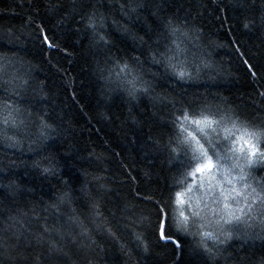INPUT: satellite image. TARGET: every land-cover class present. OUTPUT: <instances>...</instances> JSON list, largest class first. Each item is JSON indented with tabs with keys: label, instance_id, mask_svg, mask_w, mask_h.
<instances>
[{
	"label": "trees",
	"instance_id": "obj_1",
	"mask_svg": "<svg viewBox=\"0 0 264 264\" xmlns=\"http://www.w3.org/2000/svg\"><path fill=\"white\" fill-rule=\"evenodd\" d=\"M48 2L0 0V57L9 62V75H0V229L8 217H17L23 225L12 229L19 240L12 241L15 247L9 253H0V264H206L198 234L178 235L183 245L179 250L158 242L147 222L139 223L141 215L155 219L154 206L137 199L135 192L166 199L169 192L181 191L176 184L183 179L182 158L171 155L169 144L176 136L172 113L182 104L202 101L214 110L230 109L242 119L264 122V97L259 95L264 92V0H136L147 7L127 16L119 7L127 0H89L108 18L111 45L105 51L80 15L66 18L72 0H53L63 7L52 14ZM169 18L180 24L186 20L200 30L199 39L184 41L187 52L178 57L189 64L201 59L209 64L193 72L192 79L178 80L163 56L155 63L149 55H168L164 22ZM41 22L59 49H47L37 39ZM245 59L253 65L255 78ZM114 61H127L150 86L149 92L129 96L116 77ZM17 70L29 79L28 86L11 81ZM173 99L174 105L169 103ZM5 103L19 109L17 119L24 120L23 126L3 125ZM38 117L51 125L46 139H38ZM6 136L14 137L16 146H9ZM49 159H54L55 175L42 171L50 166ZM256 175L264 177V169ZM95 176L111 189L100 201L102 220L94 218L81 192L86 188L95 193ZM67 191L74 192L71 204L59 212L48 207ZM173 210L190 212L181 205H173ZM73 216L89 229L90 238L79 235L80 229L70 222ZM44 224L60 232L37 241ZM242 231L247 236L233 240L223 255L260 264L264 231ZM136 234H142V243ZM50 241L62 250L59 260L51 257ZM207 243L214 246L211 240ZM216 264L237 261L222 257Z\"/></svg>",
	"mask_w": 264,
	"mask_h": 264
},
{
	"label": "snow or ice",
	"instance_id": "obj_2",
	"mask_svg": "<svg viewBox=\"0 0 264 264\" xmlns=\"http://www.w3.org/2000/svg\"><path fill=\"white\" fill-rule=\"evenodd\" d=\"M46 7L47 11L52 14L61 9L63 5L49 0ZM119 7L127 16L129 12L143 10L147 5L136 2V0H127ZM69 15H80V22L85 23L86 28L93 33L96 45L102 46L101 51L110 48L111 42L107 36L108 18L99 11L97 5L90 3L89 0H72L71 11L70 13L66 11V18ZM29 21L35 23L32 17H29ZM251 23L254 25L256 21L253 20ZM260 25L264 27V15L260 18ZM244 27L249 28L250 25L246 23ZM37 29V39L42 45L50 50L59 49V45L49 38L48 29L43 22L37 25ZM164 29L166 38L169 40L166 46L168 55L150 51L149 55L153 62L160 63L157 56H163L178 80L192 79L193 72L198 73L201 65L204 68L210 67L203 59L199 63L194 61L192 64H189L187 59L178 60L179 56L187 52V49L182 47L184 41L199 39V29L190 28L186 20L180 24L175 18L165 21ZM133 38L136 39V37ZM139 39L141 43H147L143 37ZM156 43H159V39ZM237 51H239L238 46ZM133 60L140 63L139 57H133ZM243 62L255 78L256 72L253 65L247 59ZM114 63L119 69L116 77L126 86L129 96L135 98L138 93L147 94L149 92L150 86L135 73L127 61H114ZM8 68L7 58L0 57V75L8 76ZM100 70L104 71L103 68ZM11 81L18 82L20 87H26L29 84V79L22 77L18 70L11 73ZM40 88L43 89L42 84ZM259 95L264 97V92ZM169 103L174 105L176 101L173 99ZM3 107L8 110L2 120L5 127L11 125L18 128L24 125V120L17 119L19 109L8 103H5ZM38 119L40 121L38 139H46L51 125L47 124L43 117H38ZM171 123L176 136L170 141L169 150L173 157L182 158L184 169L183 179L178 180L176 184L181 191L169 192L166 199L163 196L160 199H155L151 195L142 196L139 191H136L137 199L154 206L155 215L154 220L151 215H141L138 218L139 223L147 222L152 227L158 242L171 243L174 249L179 250H182L183 245L176 239L178 235L198 234L201 237L199 247L206 264L207 262L216 264L222 257L225 261L235 259L237 264H244L242 257L224 256L223 253L233 240H242L247 236L248 233L242 229L259 227L261 231H264V177L256 175L259 169H264V122L253 123L248 119H242L233 110L219 108L214 110L213 106L205 102L194 101L176 108L172 113ZM214 136L218 139H213ZM5 139L10 142L9 146L14 147L18 143L14 137L6 136ZM206 144L210 146L211 152L208 147H205ZM49 165L42 171L55 175L54 159H49ZM189 177L192 178L193 183H187ZM93 179L98 185L95 193L86 188H82L81 192L87 198V206L94 218L102 220L100 201L111 189L100 182L102 177L95 176ZM196 191L202 194L194 196L193 193ZM205 197L210 198L211 205L205 202ZM73 199V191L63 192L48 207L59 212L61 206L71 204ZM173 205H185L191 211L187 214L184 211L177 213L173 210ZM208 212L211 213L212 219H208ZM70 222L80 229V236L90 238L89 229L78 217H71ZM17 224L23 226L22 221L17 217H8V223L0 229V253H9L14 249L15 245L12 241L14 239L18 241L19 237L12 229ZM193 227L199 231L193 232ZM206 227H212L213 230L205 231ZM42 229L43 231L35 237L37 241L43 240L45 235H50L54 231L60 232L59 229L50 228L47 224L42 225ZM104 230L114 235L110 228ZM136 239L142 243L144 238L142 234H136ZM208 240L213 241V247L208 246ZM144 247L147 250V246L144 245ZM49 249L51 257L59 260L62 250L54 241L49 242ZM260 264H264V260H261Z\"/></svg>",
	"mask_w": 264,
	"mask_h": 264
},
{
	"label": "rangeland",
	"instance_id": "obj_3",
	"mask_svg": "<svg viewBox=\"0 0 264 264\" xmlns=\"http://www.w3.org/2000/svg\"><path fill=\"white\" fill-rule=\"evenodd\" d=\"M221 135H223V133L221 132ZM213 139H218V137H213ZM205 147H208L209 148V151L211 152V148H210V146L209 145H205ZM187 183H193V181H192V178L191 177H189V180L187 181ZM186 186V185H185ZM202 193L201 192H199V191H196V192H194L193 193V195L194 196H199V195H201ZM205 202H207V203H209L210 205H211V200H210V198H208V197H205ZM182 207L184 206V207H186L185 205H181ZM187 208V210H189V211H191V209L190 208H188V207H186ZM188 213V211H186V214ZM203 214V213H202ZM208 219H212V217H211V213L210 212H208ZM206 228H208L209 230H213V228L212 227H206Z\"/></svg>",
	"mask_w": 264,
	"mask_h": 264
}]
</instances>
